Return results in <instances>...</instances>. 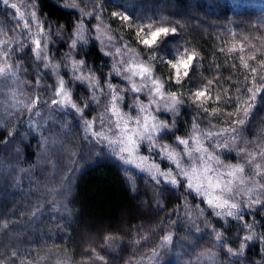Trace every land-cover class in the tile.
Instances as JSON below:
<instances>
[{
	"label": "trees",
	"instance_id": "1",
	"mask_svg": "<svg viewBox=\"0 0 264 264\" xmlns=\"http://www.w3.org/2000/svg\"><path fill=\"white\" fill-rule=\"evenodd\" d=\"M35 2L40 15L66 34L83 16L96 17L151 67V76L165 91L177 94L182 103L168 141L196 125L211 133L206 144L226 161H240L247 146L264 148V92L252 100L250 91L264 86V18L253 9L235 8L234 0H75L76 7H65L73 0ZM158 27L176 32L161 36L152 47L143 44L142 38ZM14 28L0 5L1 31ZM63 45L57 47L58 60L64 59ZM186 52L195 54V70L178 84L168 61ZM34 53L21 40L12 44L7 58L16 60L27 81L39 84L42 99L53 98V78ZM76 57L90 74L87 80L92 84L95 77L102 92L111 76L98 45L89 42ZM65 72L72 98L101 93L83 87L75 78L79 74ZM209 81L210 99L201 107L192 93ZM249 103L252 115L244 125L237 124L244 118L237 107ZM212 108L219 111L213 115ZM23 111L0 117V264H54V254L62 255L59 262L66 264L101 257L104 264H135L156 253V264H264V197L242 220L221 219L183 184L174 187L126 173L109 156L81 161V128L70 112L55 114L48 129L37 133ZM50 173L65 194L61 207L58 194H40L43 174ZM246 223L257 233L252 241L235 238ZM166 235L169 242L162 239ZM114 242L119 246L111 251Z\"/></svg>",
	"mask_w": 264,
	"mask_h": 264
},
{
	"label": "rangeland",
	"instance_id": "2",
	"mask_svg": "<svg viewBox=\"0 0 264 264\" xmlns=\"http://www.w3.org/2000/svg\"><path fill=\"white\" fill-rule=\"evenodd\" d=\"M234 3L235 8L249 7L261 18H264V0H234ZM12 4H15L16 8H12ZM0 5L5 8L15 25V28L9 33H5V31L0 29V67L6 68L5 73L0 74V117H5L8 114L14 115L16 112L24 110L21 113L38 133L41 130L48 129V120L55 114L61 111L64 114L70 112L81 128L80 135L83 148L81 161L90 162L109 156V158L117 161L126 173H135L145 176L154 182L171 185L166 176H160L157 173L156 178H153L152 173H156V169L151 168V166L157 165L160 172L171 171L172 175L176 177L179 183L174 187L183 184L198 199L202 200L205 207L212 211L213 214L221 212V216L215 214L221 219L242 220L243 213L259 207V204L255 203V201H262L264 197V159L261 158L264 148L255 145L247 146L241 151L242 157L240 161L229 162L222 159L219 154L208 147L206 140L209 132L198 126L196 128L192 126L184 135H174L173 139L168 141L166 139L168 137L167 134L172 131L173 118L178 114L181 103L176 106L175 111L166 109L165 105L170 103L168 98L170 92L162 88L161 94H156L152 90L151 81L154 77L151 74L146 73L144 76L134 75V73L139 72L137 65L147 66L142 64L139 57L132 53L115 34L110 32L103 22L96 19V17L93 18L86 15L82 17L83 21L81 20L76 24L70 34H66L59 26H53L40 15L35 0H8L7 5L4 4L3 0H0ZM33 12L36 14L35 17L31 15ZM21 13L23 14L22 16ZM25 23L29 25L28 28L24 27ZM80 25H82V34L85 39L78 41L77 46L72 49L70 48L71 41L76 39V33L80 29ZM21 40L26 41L33 49L36 47L33 41L40 42V48L43 49L41 58H37L36 53L34 54L42 69L47 70L53 78L55 88L53 98L42 99L38 94L39 84L27 81L16 60L7 58V52L12 44L14 42L19 43ZM91 41L98 45L100 51L109 61L111 79L105 83L102 92V88L97 83L93 85L87 79L84 81L77 80L83 87L97 89L101 92L100 94L92 93L87 96L79 95L76 98H72L82 108V113H77L70 105H53L52 100L60 99L56 95V87L59 86V79H63L62 70L66 71L65 73L68 75L79 74V76L89 77L90 74L82 64L78 65V69L74 70L72 63L73 61H81L76 57L77 52ZM62 44H64V49H61V52L64 51L65 55H63V60H58L56 51L57 47ZM118 49L119 51H117ZM44 55L48 57L47 60L43 59ZM53 65H58V67L54 69ZM117 71H119V75H117ZM126 77H131V80L126 79ZM63 80L65 81V90L69 91V81ZM109 84L113 86L112 89H109ZM133 84L140 87L141 91H133ZM113 92L118 94L116 101H112ZM113 103L119 109V114L112 111ZM141 106H146L143 112L140 111ZM145 117H155L157 121H164L169 127L159 132L151 133L153 140L149 142L138 135L141 131V126L144 124ZM72 121L73 119H70L69 123ZM85 121H91L93 125L87 134L84 131ZM149 126H151V120L149 121ZM94 132H100L103 135L96 137L92 135ZM177 137L188 140V144H180ZM129 138L136 141L135 150L130 153H121V147H133L128 143ZM113 140L116 141L115 145L110 144V141ZM197 140H199V145ZM152 145H155V147ZM164 146H167L168 151L179 154L177 156L179 165L175 161L168 160L166 155L163 154ZM209 155L218 158V160L210 159ZM121 156L132 162L124 163V160L120 159ZM141 157L146 159L141 160ZM237 164L241 165L243 170L233 172L229 165L234 166ZM149 169L151 170L149 171ZM182 172H187L188 176H184ZM229 172H233V174L229 175ZM43 176H46V180L43 182L44 186L40 189V194L43 196H48L49 192L53 196L58 194L57 207L63 206L65 194H63L61 188L55 185L57 176H52V173L50 175L43 174ZM189 177H191V181ZM210 181L213 185L218 183L219 187L210 188ZM189 182L199 185L201 191L207 193V195L197 194L194 188L190 189L188 187ZM214 197L227 200L228 205L222 208L210 207L206 200ZM232 204H235L236 207L231 208L230 205ZM228 211H232L234 215L228 216ZM247 225L248 223L244 224L246 229L240 236L236 235V239L244 241L248 236H252L249 241L255 239V234L257 233L253 229L248 228ZM31 229L32 233H34L35 230ZM118 246L117 242L111 244V251H116ZM52 258L54 260L58 259V263L55 262L54 264H66L59 262L61 258L64 260V257L60 254H54ZM156 262L157 253L152 254L150 257L140 258L135 264H156ZM83 264L104 263L102 259L95 258Z\"/></svg>",
	"mask_w": 264,
	"mask_h": 264
},
{
	"label": "snow or ice",
	"instance_id": "3",
	"mask_svg": "<svg viewBox=\"0 0 264 264\" xmlns=\"http://www.w3.org/2000/svg\"><path fill=\"white\" fill-rule=\"evenodd\" d=\"M4 4L7 5L8 4V0H3ZM76 7L75 4V0H73V3L71 5H65V7ZM12 8H16L15 4L11 5ZM23 14L21 13V16ZM32 17H35V13H31ZM113 15H117L116 13H113ZM122 19L127 20V17H122ZM25 28H28L29 25L27 23L24 24ZM79 28L82 30V25L79 26ZM176 32V28H167V27H158L155 29V31H149L147 33V35L142 38L141 42L145 45H148L149 47L157 44L159 42V39L161 36L167 37L170 33H175ZM78 41H83V36L80 32L76 33V39H73L71 41V45L70 47L75 48L77 46ZM33 43L36 45V47L33 49V51L36 53L37 58H41L43 49L40 48V42L39 41H33ZM46 48V45H45ZM119 51V49L117 50ZM43 59L47 60L48 57L46 55L43 56ZM195 54H188L187 52L184 54V56L180 57V58H176L175 60H169L168 64L169 66L175 70L176 72V82L179 84L180 81L184 80L185 77L189 76V71L190 70H195ZM83 61H73L72 63V68L74 70L78 69V65L83 64ZM54 69L56 67H58V65H53L52 66ZM139 69L138 73H134L135 74H139L141 76H144L146 73L147 74H151L152 69L151 67H144L143 65H137L136 66ZM245 67H247V65L245 64ZM115 70V69H114ZM183 70V71H181ZM6 68L5 67H0V74L5 73ZM252 71H256L255 69H252ZM117 75H119V71H117ZM77 80L79 81H84L86 79H88L87 77L81 75V76H77L75 77ZM126 79L131 80V77H126ZM152 85H153V91L160 95L161 94V89L163 88V84L158 80V79H153L152 81ZM97 83L95 77L92 78V84L95 85ZM211 81L208 82V85H205L202 88H198L194 93H192L194 102H197L201 107L204 106V103L207 102L210 99V94H209V86L211 85ZM59 86L56 87V95L58 97H60V99L58 100H52V104L53 105H70L71 108L75 109V111L77 113H82V108L78 106V104L76 102L73 101L72 96L70 94L69 91L65 90V81L61 78L58 81ZM109 89H112V85L109 84L108 85ZM132 90L135 92H140L141 88L136 86L135 84L132 85ZM253 91V96H252V100H255V93L258 92H264V86H257L254 90H250ZM169 101L170 103H168L167 105H165L166 109L169 111H175V108L177 105H179L180 103H182V101L180 99H178V96L176 93H170L169 94ZM118 99V94L113 92L112 94V101H116ZM216 99H220L219 96L216 97ZM146 106H141L140 107V111H144ZM252 108L253 105L251 103L247 104L243 109L237 107L236 111L237 112H241L243 113V119H237L236 123L239 125H244L246 123V120L248 117H250L252 115ZM112 111L116 114H119V109L117 108L116 104L113 103L112 104ZM205 111H209L207 108L205 109ZM219 111V109L217 108H212L211 109V114L215 115L217 112ZM229 115H233V113H230ZM121 119H123V117H121ZM151 120V126H149V121ZM92 122L91 121H85L84 122V131L85 134H87L91 129H92ZM168 124H166L164 121H157L155 117H145L144 118V124L141 126V131L138 133V135L142 136L143 139L151 142L153 140V136L151 133H155V132H159L163 129L168 128ZM194 128H196V125H193ZM93 136L96 137H100L103 135V133L100 132H94L92 133ZM209 136L211 135V133L208 134ZM177 140L179 141L180 144H184L187 145L188 144V140L182 139L180 137H177ZM121 143H123V141H121ZM128 143L131 144L133 147L129 148L127 146L125 147H121L120 148V152H132L135 150V144L136 141L132 140L131 138H129ZM111 145H115L116 141H110ZM197 144L199 145V140H197ZM153 147H155V145H152ZM221 147H227V145H218ZM113 151H115V149H113ZM164 155H166L168 160L171 161H175L177 163V165H179V161L177 160V156L179 155L178 153H175L173 151H168L167 146H164ZM261 155H264V152L261 153ZM210 159H217L216 157H213L211 155H209ZM121 160H124V163H130L132 162L129 159H125L123 156L120 157ZM141 160H145V157H141ZM230 168L233 169V172H239L242 171V167L241 165L237 164V165H229ZM151 168H155L156 169V173H152L153 178H156L157 173L160 176H166L168 177V182L175 186L179 183V181L176 179L175 176L172 175L171 171L168 172H160L159 171V166L157 165H152ZM151 169H149L150 171ZM207 170V169H206ZM233 172H229V175H232ZM182 174L184 176H188L187 172H182ZM189 180L191 181V177H189ZM188 187L190 189L194 188L195 191L197 192V194L200 195H207V193L202 192L201 191V187L199 185H194L193 183L189 182ZM209 187H219V184H215L213 185L211 183V181L209 182ZM214 200L216 201L214 203ZM206 203L210 206V207H214V208H222L225 205H228V201L227 200H221L218 197H214L211 199H207ZM255 203L260 204L262 203L260 200L255 201ZM231 208H235L236 205L232 204L230 205ZM217 216H221L222 213L221 212H216L215 213ZM228 216H233L234 213L232 211H228L227 212ZM247 227L251 228V225H247ZM217 240L221 239L220 233L216 234ZM107 239V238H106ZM164 242H169L171 240V236L170 235H166L163 238ZM246 239L251 240L252 236H248L246 237ZM241 250L244 248V244L240 245ZM229 252H231V249H229ZM102 259V257H101Z\"/></svg>",
	"mask_w": 264,
	"mask_h": 264
},
{
	"label": "clouds",
	"instance_id": "4",
	"mask_svg": "<svg viewBox=\"0 0 264 264\" xmlns=\"http://www.w3.org/2000/svg\"><path fill=\"white\" fill-rule=\"evenodd\" d=\"M77 32H80L81 34L83 33V29L81 30V29H79ZM82 36H83V40L85 39L84 38V35L82 34ZM70 48H72V47H70ZM72 49H74V48H72Z\"/></svg>",
	"mask_w": 264,
	"mask_h": 264
}]
</instances>
